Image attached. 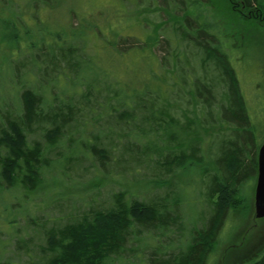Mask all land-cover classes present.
<instances>
[{
  "label": "rangeland",
  "instance_id": "obj_1",
  "mask_svg": "<svg viewBox=\"0 0 264 264\" xmlns=\"http://www.w3.org/2000/svg\"><path fill=\"white\" fill-rule=\"evenodd\" d=\"M232 1L0 0L2 28L14 17V29L20 34L19 43L0 38V126L20 113L27 89L44 94L53 106L80 107L75 109L77 120L71 132L55 143H49L44 131L31 130L28 135L30 143L38 140L47 147L45 164L50 166L42 170L37 190L20 185L0 191V264L39 261L45 244L37 234L40 226L48 228L92 209H104L119 190L148 199L164 198L174 190L185 224L182 242H187L192 230L208 224L217 201L206 195L208 177L219 169L216 160L222 144L233 140L235 133L224 120L216 119L222 105L214 102L226 92V85L216 90L211 103L206 93L204 98L196 97L194 80L211 81L216 74L203 68L204 53L183 37V31L192 33L185 25L187 18L210 26V33L226 44L257 151L264 141V15L247 20L233 9ZM175 26L182 28L176 32ZM3 34L11 36L4 29ZM33 38H45L50 45H43L45 50L32 47ZM59 45L76 47L79 72L67 70L66 61L57 71L51 62H43V52ZM154 90L167 96L161 104L170 106L182 126L187 118L197 117L203 137L202 161L168 177L167 186H173L168 192L165 184L150 182L155 177L152 168H144L141 174H130L129 168L122 172L114 163L104 168L92 153L93 146L105 150L118 143L107 157L116 160L113 155L118 156L124 144L118 136L128 137L129 132L109 127L110 111L120 108L122 100L129 101L134 92L160 96ZM175 131L181 133L180 128ZM257 175L245 180L237 207H228L209 264H247L263 251L264 218L255 216ZM8 219H14V225ZM153 238L145 253L129 247L127 258L115 264H148L145 258L151 248H164L173 239L180 242L177 232Z\"/></svg>",
  "mask_w": 264,
  "mask_h": 264
},
{
  "label": "trees",
  "instance_id": "obj_2",
  "mask_svg": "<svg viewBox=\"0 0 264 264\" xmlns=\"http://www.w3.org/2000/svg\"><path fill=\"white\" fill-rule=\"evenodd\" d=\"M196 1L193 0V3ZM232 2L235 3L233 9L238 10L247 20L264 15V5L260 0ZM13 20L14 17L2 28L3 21L0 19V32L3 33L4 29L11 34L9 37L0 35V38L18 41L20 34L15 31ZM185 21L186 27L193 34L183 31V37L204 53L201 61L203 68L216 74L211 81L202 78L194 80L192 87L197 93L196 97L204 98L206 93L210 99L208 103H211L216 90L226 85V92L214 102L222 105L216 119L224 120L235 133L233 140L222 144L221 156L216 160L219 169L208 177L206 195L211 200L217 199L208 224L204 228L192 230L187 242H182L185 224L180 211L181 203L177 195H174V190L168 192L173 186H167L168 177L186 166L202 161L201 123L197 117L194 120L187 118L182 126L170 113V106L161 104L167 96L159 90L154 91H159L160 96L134 92L129 101L122 100L120 108H112L110 111L109 127H119L123 133L128 129L130 134L128 137L124 134L118 136L119 141L124 139V144L118 156L113 155L116 160L108 161L107 157L114 152L118 143L105 150L93 146L92 153L97 155L104 168L109 169L114 163L122 172L129 168L130 174H141L144 168H152L155 177L150 182L155 186L165 184L168 193L164 198L148 199L143 195L136 196L135 191L119 190L114 192L111 202L104 209H92L78 218L72 217L48 228L40 226L37 234L41 239L44 238L45 244L38 253L39 261L33 264H115L127 258L129 247L139 248L140 252L145 253L148 245L155 242L153 236L162 237L175 232L180 242H173L176 240L173 239L164 248H151L145 258L148 264H209L212 250L217 247L216 235L228 207H237L238 203H235L243 191L245 180L257 175L258 151L253 140L254 131L249 125L251 119L237 86L235 70L225 50L226 44H222L216 34L210 33V26L202 27L195 19L193 22L189 18ZM181 28L176 27V32ZM31 43L32 47L35 45L41 50H45L43 45H50L45 38H33ZM150 44L155 47V43ZM56 48L43 52L46 53L43 62H51L57 71L61 63L66 61L67 70L79 72L76 47L65 48L59 45ZM186 63L189 64L188 60ZM22 97L20 113L13 120L7 117L5 124L0 126V191L7 186L18 188L20 185L26 190H37L42 184V170L49 165L45 164L49 162L45 156L47 147L38 140L30 143L28 135L31 130L44 131L49 143L53 144L62 135L70 133L77 120L74 114L78 104L53 106L44 94L32 89L25 90ZM179 128L181 133L177 134L175 130ZM14 221L8 219L7 223L12 226ZM247 264H264V249Z\"/></svg>",
  "mask_w": 264,
  "mask_h": 264
},
{
  "label": "water",
  "instance_id": "obj_3",
  "mask_svg": "<svg viewBox=\"0 0 264 264\" xmlns=\"http://www.w3.org/2000/svg\"><path fill=\"white\" fill-rule=\"evenodd\" d=\"M255 216L264 218V142L258 154V175L255 191Z\"/></svg>",
  "mask_w": 264,
  "mask_h": 264
}]
</instances>
